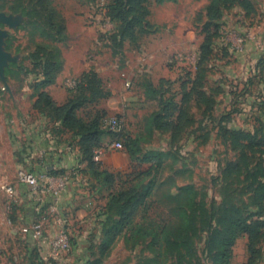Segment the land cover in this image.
Returning <instances> with one entry per match:
<instances>
[{
	"label": "rangeland",
	"instance_id": "1",
	"mask_svg": "<svg viewBox=\"0 0 264 264\" xmlns=\"http://www.w3.org/2000/svg\"><path fill=\"white\" fill-rule=\"evenodd\" d=\"M152 2L158 3L150 0L149 8ZM170 3L167 8L175 18L174 24L177 29L180 25V32L184 31L188 40L187 51L172 58L177 67L173 73L192 76L190 80L198 74L200 87L196 82L193 89L205 96L199 98L191 93L190 100L183 105L182 94L175 87L162 95V106L157 100H149L135 106L141 109L132 110L129 119L121 116L126 136L139 141L143 153L157 151L163 156L157 159L160 165L154 168L140 164L141 157H130L128 170L118 173L121 177L117 190L137 186L145 201L140 212L138 206L134 207L130 217L134 218L128 227L105 250H102L101 224L106 218L108 192L98 180L78 173L82 186L78 203H86L96 221L85 227L76 223L54 224L51 237L64 227L70 234L73 251L78 244L76 235L86 233V240L76 248L85 256L86 264H147L153 258L176 264L177 252L172 250L161 256L159 245L160 229L166 224L176 228L172 223L179 219L176 212L179 202L170 198L169 191L179 187H189L193 198L187 207L191 223L177 240L179 245L185 242L190 249L189 254L183 252L182 264H213V239L219 238L230 222L238 221L254 229L258 223H264V148L256 146L264 140V0H232L227 4L171 0ZM108 4V0H0V13L17 22L15 28L0 24V30L7 32L4 50L17 59L6 68L10 75L7 83L10 96L0 89L1 99L6 94L5 108H31V87L48 64H56L59 70L67 69L69 80H76L92 67L105 87L120 88V72L130 73L133 66L124 64L120 48L109 35L114 27L104 22ZM163 29L148 30L156 31L157 35L168 34ZM214 32L217 35L213 37ZM197 50L202 54L198 68ZM184 88L187 91L191 84ZM83 98L86 102L80 117L87 110L84 108H91L97 99L88 95ZM166 105L171 112L170 130L149 133L150 115L163 106L167 108ZM28 116L31 121L38 118L35 113ZM55 137L71 148L69 135ZM48 184L44 180L41 186ZM116 209L117 205H110L109 212ZM56 216L59 212L54 211ZM114 221L117 218L111 219L112 224ZM3 229L0 226V233ZM134 231L146 238L135 241ZM154 237L158 245L152 247ZM16 247L22 248V244ZM230 252L229 264H264V228L258 227L252 240L248 235H239ZM37 260L31 264H43Z\"/></svg>",
	"mask_w": 264,
	"mask_h": 264
},
{
	"label": "crops",
	"instance_id": "2",
	"mask_svg": "<svg viewBox=\"0 0 264 264\" xmlns=\"http://www.w3.org/2000/svg\"><path fill=\"white\" fill-rule=\"evenodd\" d=\"M170 2H152L147 18L150 27L164 28L168 34L157 35L156 31H149L136 45L129 46L125 42L120 48L119 55L124 59V64H131L133 71L120 72L121 85L118 90L111 86L105 87L104 84L109 98L103 101L102 109L109 116H124L129 119L132 110L141 109L135 106H141L150 100L146 95V85L166 93L178 87L181 92L179 84L192 79V76L187 78V74L178 76L173 73L177 67L172 58L175 54L187 51L188 40L185 32H180V25H177V29L174 24L175 18L167 8L170 7ZM94 65L98 66L97 63ZM91 69L98 73L96 69ZM88 70L90 68L86 69ZM67 75V69L61 68L53 83L44 89L58 105L63 104L70 96L69 83L73 80L67 79ZM6 94L9 97L10 90ZM6 94H2V99L0 98V186L10 185L14 188L17 204L11 209L7 196L0 190V226L4 228L0 233V264H31L36 263L35 259L43 264H85V256L79 254L80 249L76 248L79 242L86 240V233L76 235L78 244L74 250L58 261L49 260V249L45 243L47 237L54 235L53 225L57 224L59 218L65 223H76L82 227L92 224L94 220L91 208L86 203H78L82 186L79 184L80 174L77 171L83 168L78 148L60 144L61 141L53 131L59 124H52L38 114L34 121L29 120L28 115L33 113L31 108H5ZM109 140V137H103L104 144ZM129 158L125 150L107 151L102 155L100 163L111 173H120L128 170ZM19 170L46 175L52 184L57 183L59 174L65 175L75 170L76 175L58 197H53L45 186L32 192L17 184L16 175ZM54 211L59 212L60 217H54ZM34 225L41 226L42 239L35 238ZM95 234L99 237L100 233ZM16 244H22V248L16 247Z\"/></svg>",
	"mask_w": 264,
	"mask_h": 264
},
{
	"label": "trees",
	"instance_id": "3",
	"mask_svg": "<svg viewBox=\"0 0 264 264\" xmlns=\"http://www.w3.org/2000/svg\"><path fill=\"white\" fill-rule=\"evenodd\" d=\"M166 0H156L161 3ZM171 1V0H167ZM212 4L220 3L227 4L232 0H211ZM150 0H108V5L105 9V17L109 19L114 27L113 33H110L112 41L117 43L118 48H122L125 42L131 45H136L141 36L149 32V24L147 18L149 16ZM211 9V6L209 7ZM214 9V8H213ZM213 37L217 34L214 32ZM113 50V49H112ZM114 53V51H113ZM198 68L202 58L199 52L197 56ZM59 71L56 64H48L42 68V72L38 74L41 80L35 81L32 85L33 103L31 104V111L41 115L49 120L52 124H59L57 129H53L55 134L65 135L71 137V147H77L80 153V162L83 165L82 170L78 172L82 175H88L98 180L100 186L108 192L105 197V220L102 222L101 235H102V250L108 248L117 236H120L128 227V222L134 207H139V212L142 209L143 202L145 201L144 194L139 191L138 187L130 188L129 190H117V181L121 177L118 173H111L104 169L100 162H94V152L98 149H103L109 143L119 141L122 143L126 153L131 158H140V164H150L151 167H158L160 162L157 160L163 156L162 152L148 151L142 152L139 141L125 134V125L121 133L115 134L103 128L104 121L109 118L107 112L102 109L101 103L109 98V92L105 89L104 83L99 79L98 75L92 69L81 75L76 79V86L73 90H69L70 96L63 104H56L51 97L44 91V89L51 85L54 78ZM7 83H9L10 75L9 69L5 71ZM198 79V80H197ZM199 75H194L193 80L184 81L180 84V91L182 94V104L186 105L190 100L191 93L196 97L203 98L204 92L198 90L194 92L193 86L196 82L199 83ZM187 82V83H186ZM191 84V88L184 91V86ZM1 86V85H0ZM146 95L150 100H157L162 106L161 98L162 90H155L150 85H146ZM197 87V86H196ZM1 93V90H0ZM86 95L96 97L97 99L92 102L91 108H84L86 112L83 117H80L83 112V106L86 100L83 98ZM160 106V107H161ZM167 106V105H166ZM118 119H123L121 116H116ZM168 119L170 122H163ZM178 120L180 118L178 117ZM171 112L169 108L162 107L158 113H153L149 117L148 132L154 131L167 132L171 128ZM110 138L107 144H104L103 137ZM249 138V136H245ZM264 139V138H263ZM260 141V140H259ZM258 147L264 148V140L256 144ZM156 161V162H154ZM141 175V174H139ZM137 175V176H139ZM169 196L172 200H177L178 208L176 212L179 219L173 224L176 228L172 229L171 224H166L160 229L161 233V256L169 254V251L175 250L177 252V263L182 264V259L185 258L183 252L190 253V249L186 246L185 242L181 245L178 241L187 230L188 225L191 223L190 217L187 213V207L193 203L192 190L189 187H179L174 192L169 191ZM184 203V204H183ZM110 205H117L116 212H109ZM11 209L16 205H11ZM13 211V210H12ZM110 213V214H109ZM112 218H117V222L111 223ZM264 228V223H258L255 229L247 225H241L238 221L230 222L221 233L219 238L213 239L214 245L212 250L214 252L212 257L213 264H229L231 248L239 235H248L249 239H253V234L257 228ZM136 231V230H135ZM134 231V232H135ZM134 240L146 238L145 235H139L135 232ZM257 234L256 236L258 237ZM158 245L156 238L152 239V247ZM88 262L87 264H93ZM147 264H165V262L158 261V258L149 259ZM86 264V263H85ZM95 264V263H94Z\"/></svg>",
	"mask_w": 264,
	"mask_h": 264
},
{
	"label": "built area",
	"instance_id": "4",
	"mask_svg": "<svg viewBox=\"0 0 264 264\" xmlns=\"http://www.w3.org/2000/svg\"><path fill=\"white\" fill-rule=\"evenodd\" d=\"M104 22L112 26V23L109 21V19L105 18ZM75 86H76V80H73L72 82L69 83V87L71 90L74 89ZM126 86H129V84H127ZM0 89L4 91L3 86H0ZM103 128L112 133L119 134L124 129V121L123 119H118L116 117H109L104 121ZM122 149H123V145L119 141L109 143L105 146V148L98 149L94 152L93 161L100 162L102 155L107 151H120ZM75 175H76V171L75 170L71 171L70 173L60 177L57 180V183L52 184L49 179H46L47 177L46 175H38L29 171L19 170L17 172L16 179L19 185H23L27 187L32 192L37 191L41 186L42 182L44 180H47L49 181V184L46 187L47 191L57 196L60 192H62L65 189L70 179ZM0 190L7 196L9 200V206L17 204L15 190L12 186L2 185L0 186ZM63 223L65 222L62 220H57V224H63ZM33 231L35 238L42 239L40 225H34ZM45 243L49 249L50 261H58L65 255H68L71 251L70 234L64 227L60 228L55 234V236L51 237L50 239H47Z\"/></svg>",
	"mask_w": 264,
	"mask_h": 264
},
{
	"label": "water",
	"instance_id": "5",
	"mask_svg": "<svg viewBox=\"0 0 264 264\" xmlns=\"http://www.w3.org/2000/svg\"><path fill=\"white\" fill-rule=\"evenodd\" d=\"M0 24L7 26L8 28H15L17 22L14 21L12 16H7L4 13H0ZM7 32L0 30V83L4 87V90L8 91V85L5 77V70L8 68L10 63L17 61L16 58L12 57L9 53L4 50L5 39Z\"/></svg>",
	"mask_w": 264,
	"mask_h": 264
}]
</instances>
